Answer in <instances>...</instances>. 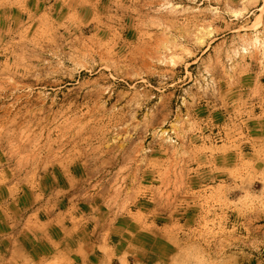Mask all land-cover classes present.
Here are the masks:
<instances>
[{
    "label": "rangeland",
    "instance_id": "rangeland-1",
    "mask_svg": "<svg viewBox=\"0 0 264 264\" xmlns=\"http://www.w3.org/2000/svg\"><path fill=\"white\" fill-rule=\"evenodd\" d=\"M0 264H264V0H0Z\"/></svg>",
    "mask_w": 264,
    "mask_h": 264
}]
</instances>
